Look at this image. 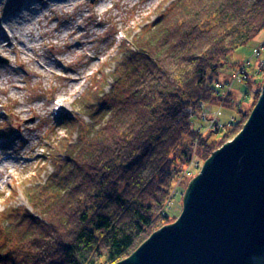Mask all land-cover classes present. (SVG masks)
<instances>
[{
	"label": "trees",
	"instance_id": "1",
	"mask_svg": "<svg viewBox=\"0 0 264 264\" xmlns=\"http://www.w3.org/2000/svg\"><path fill=\"white\" fill-rule=\"evenodd\" d=\"M263 31L264 0L162 8L126 43L107 90L82 102L87 122H66L73 132L50 155L51 172L24 184L27 206L0 212V264H115L168 225L193 144L208 156L215 148L193 116L221 102L215 84L229 57Z\"/></svg>",
	"mask_w": 264,
	"mask_h": 264
},
{
	"label": "rangeland",
	"instance_id": "2",
	"mask_svg": "<svg viewBox=\"0 0 264 264\" xmlns=\"http://www.w3.org/2000/svg\"><path fill=\"white\" fill-rule=\"evenodd\" d=\"M172 1L116 0L107 2L106 11L100 12L96 0H83L79 7L55 8L52 12L33 0H0V29L6 26L18 29L17 23L21 24L22 18L15 11H22V5L31 2L32 14L39 15V19L44 15L40 27L47 24L41 38H37L35 26L32 27L34 42L21 34L23 43L33 46V50L26 48L23 52L17 43L18 51L0 50V212L27 206L24 184H37L51 172L50 155L59 154L61 138L70 140L73 126L69 123L74 117L87 122L81 114L82 102L95 97L97 86L103 92L107 90L108 73L115 60L126 52V43L132 41L140 28L156 20L161 9ZM49 17L53 18L47 20ZM76 24L83 28L81 38L93 39L87 54L102 50L100 54L106 53L104 56L88 61L79 50L69 52L63 38L68 26ZM55 59L61 64L57 65ZM34 60L42 66L38 67ZM229 62L232 66L221 71L215 84L221 102L200 105L192 119L196 130L215 140V148L208 156L209 153L205 155L193 144L191 160L177 176L164 210L169 224L182 211L189 183L212 153L242 130L259 99L264 84V72L259 73L258 65L264 63V31L233 52ZM74 75L84 78L79 85H71L62 78ZM235 122L237 125L232 126ZM223 132L227 135L223 136ZM70 137L73 140L74 134Z\"/></svg>",
	"mask_w": 264,
	"mask_h": 264
},
{
	"label": "water",
	"instance_id": "3",
	"mask_svg": "<svg viewBox=\"0 0 264 264\" xmlns=\"http://www.w3.org/2000/svg\"><path fill=\"white\" fill-rule=\"evenodd\" d=\"M264 259V84L236 137L189 183L182 211L115 264H257Z\"/></svg>",
	"mask_w": 264,
	"mask_h": 264
},
{
	"label": "bare ground",
	"instance_id": "4",
	"mask_svg": "<svg viewBox=\"0 0 264 264\" xmlns=\"http://www.w3.org/2000/svg\"><path fill=\"white\" fill-rule=\"evenodd\" d=\"M36 1L38 4H41V6H44L45 9L54 12L55 8H68L70 6L72 7H79V5L82 4L83 0H54V3L48 4L45 0H33ZM99 6V11L100 12H104L107 9V2H113L116 0H96ZM32 2L27 4L24 3L22 5V11H15L16 16L17 17H21L22 22L21 24L17 23L18 29L14 30L12 28H7L6 27H2L0 29V50H14V51H18L16 48V43L19 44L21 47V50L24 52L26 48H29L30 50H33V46H27L23 43V41L21 40L20 36L21 34H25L26 36L29 37L28 41L30 40V42H34L36 41V39L34 38V35L32 33V27H34V29H36L37 32V38H41L44 35V32L42 31L43 28L46 27V23H43L40 27V22L41 20L44 18V15H42L41 19L37 18L39 17V15H33L31 10L33 9V7L31 6ZM53 17H49L47 18V20L52 19ZM100 25V24H99ZM69 31L67 32L66 36L63 38V41L66 42V46L67 49L69 50V52L73 53L74 50H79L80 51V55L86 57L89 60H93V59H98V57L100 56H104L106 53H102V50L98 51V54H94V55H89L87 54L88 52V45L92 43L91 38H87L86 36H82V34L80 33L83 28L81 25L76 24L75 26H68ZM40 31V32H39ZM5 41L4 44L1 43V41ZM69 40L74 41V43H69ZM12 41H15V44L12 43ZM74 44V45H73ZM104 51H107L108 48H104ZM36 62V65L38 67L42 66V64L38 63L37 60H34ZM55 63L57 65L61 64L60 60H56L55 59ZM260 65V64H258ZM257 65V66H258ZM63 80L67 81L68 83H70L71 85H79L81 83V81L84 79L83 77L79 76V75H74V76H63L62 77ZM12 83V86H14V83ZM220 116V113L218 112V117ZM236 137V136H235ZM233 140V139H232ZM231 140V141H232Z\"/></svg>",
	"mask_w": 264,
	"mask_h": 264
},
{
	"label": "built area",
	"instance_id": "5",
	"mask_svg": "<svg viewBox=\"0 0 264 264\" xmlns=\"http://www.w3.org/2000/svg\"><path fill=\"white\" fill-rule=\"evenodd\" d=\"M249 64V63H248Z\"/></svg>",
	"mask_w": 264,
	"mask_h": 264
}]
</instances>
